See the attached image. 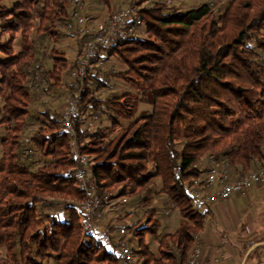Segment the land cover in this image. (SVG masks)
Here are the masks:
<instances>
[{
  "label": "trees",
  "instance_id": "1",
  "mask_svg": "<svg viewBox=\"0 0 264 264\" xmlns=\"http://www.w3.org/2000/svg\"><path fill=\"white\" fill-rule=\"evenodd\" d=\"M82 1L90 21L121 8ZM134 1L145 32L97 50L71 117L73 139L62 114L75 95L70 73L83 34L67 27L70 0H0V264H117L83 231L74 143L90 191L121 206L104 213V225L113 232L135 212L126 228L136 264L186 262L213 214L192 193L204 186L207 159L228 163L234 178L264 170V0L186 11L171 0ZM63 38H71L65 49ZM63 85L67 106L46 107ZM35 100L42 108L32 113Z\"/></svg>",
  "mask_w": 264,
  "mask_h": 264
},
{
  "label": "built area",
  "instance_id": "2",
  "mask_svg": "<svg viewBox=\"0 0 264 264\" xmlns=\"http://www.w3.org/2000/svg\"><path fill=\"white\" fill-rule=\"evenodd\" d=\"M126 6L120 8L110 17L99 21H90L83 14V1L70 0L73 21L67 27L78 26L83 34L81 42V54L75 62L70 75L74 80L75 95L69 100L68 107L62 114L63 125L68 134L74 139L75 130L71 123L79 98L85 92V79L95 58L97 50L101 47L112 48L117 42L125 41L136 33L143 35L141 16L137 12L134 0H125ZM76 168L74 177L78 187L84 192V200L81 203L83 231L98 238L99 242L106 245L108 251L115 256L117 264H136L134 251L128 244L129 231L125 227H118L111 232L110 226L104 225V213L109 209L115 211L119 201H108L105 195L95 196L88 187V172L86 170L87 159L79 154L73 144ZM207 174L202 189H193V195L203 203L213 205L227 201L231 195L244 193L245 191L264 184V170L251 169L244 175L234 178L231 175L228 163L207 159L205 162ZM125 202V200H121ZM168 212H166L167 214ZM196 245L190 251L184 264H219L225 254L213 259H205L202 255L199 238ZM248 264V263H244ZM264 264V256L257 258L253 263Z\"/></svg>",
  "mask_w": 264,
  "mask_h": 264
},
{
  "label": "rangeland",
  "instance_id": "3",
  "mask_svg": "<svg viewBox=\"0 0 264 264\" xmlns=\"http://www.w3.org/2000/svg\"><path fill=\"white\" fill-rule=\"evenodd\" d=\"M119 5L121 6V8L125 7L126 1L125 0H117ZM210 0H171V5H169V7H176L178 10L180 11H186L194 6H197L199 4H203V3H208ZM227 3V0L222 2L221 4L217 5L216 9H221L222 7H224V5ZM147 4V3H146ZM144 6V4H143ZM71 38H63L61 41V47H63L64 49L69 46L67 43V40H70ZM73 39V42H75V39ZM140 39H143V37H140ZM55 43H51L50 47H53ZM70 56H73L74 51L69 50L68 51ZM46 60L43 58L42 59V65L45 66ZM94 66V64H91L90 69H92ZM99 66V64H98ZM110 67V64H105L104 66L101 67V72L102 71H106L108 70ZM89 69V70H90ZM113 83H111L112 86ZM45 104L46 107H50L53 108V110H58V109H63L67 106L68 103V91L66 89V87L63 85L62 88H59L57 90H54L53 93L49 94L45 99ZM40 107L42 108L39 103L37 102V100L33 101V103L31 104V108L32 107ZM148 108L144 105H142L140 107V109H145ZM33 109H31L32 111ZM60 111V110H58ZM33 113V111H32ZM94 118V117H93ZM91 123H89L90 128H93L96 124L95 122L90 121ZM30 153H27V155H29ZM161 201H159L157 203V208L159 210V212L161 213H165L168 212V219H167V224L169 226H175L176 224V219H175V215L172 212V210L168 209L166 206H164L163 203H160ZM121 206L118 205L116 210H119ZM202 209H204V207H202ZM131 211V208H129L128 206L124 205V212H129ZM211 211L213 213L214 216H220L221 220L223 221L224 219L227 222H237L239 223V228L240 230H243L245 227H247V224L250 223V225L252 227H255L257 225H259L262 221V219L264 220V184L260 185L258 187L255 188H251L249 190H247L244 194H234L232 195L227 201L225 202H219V204L214 205L211 208ZM139 211H137L138 213ZM134 213L132 212V215L130 217H128L127 219H125L124 221L120 222L118 224V226L121 227H127L129 224H131L134 221ZM114 214V212L110 213L108 215V219L111 218V216ZM121 214V211L119 214H116V217L118 215ZM212 216V215H211ZM225 217V218H222ZM210 218V217H209ZM208 218V219H209ZM209 224H211V220L207 221ZM199 238V236H198ZM232 239H236V234H232L231 235ZM138 237L133 238V241L131 242V245H134L137 241ZM94 242L98 243L99 239L98 238H94ZM197 242V239H196ZM196 242L194 245H196ZM199 243V242H198ZM152 244V243H151ZM193 245V246H194ZM152 250H156L155 246H151Z\"/></svg>",
  "mask_w": 264,
  "mask_h": 264
},
{
  "label": "crops",
  "instance_id": "4",
  "mask_svg": "<svg viewBox=\"0 0 264 264\" xmlns=\"http://www.w3.org/2000/svg\"><path fill=\"white\" fill-rule=\"evenodd\" d=\"M31 109H33V113L40 110L38 106H33ZM217 204L219 203L210 206L212 208ZM208 220H211V224L206 222L202 234L199 235V245L201 246L202 255L205 259L211 260L221 254H225V257L221 259L219 264H249L257 259L248 258L247 256L255 247L264 246L263 219L255 227H252L248 223L247 227L243 230H240V225L236 221L233 222L232 220L230 223L225 219L222 221L220 216H214L212 214V217ZM232 234H236V239L231 238ZM261 256H264V248H262L259 257Z\"/></svg>",
  "mask_w": 264,
  "mask_h": 264
}]
</instances>
